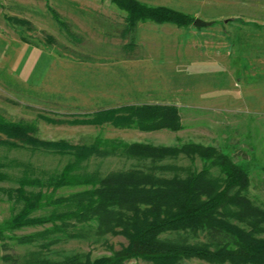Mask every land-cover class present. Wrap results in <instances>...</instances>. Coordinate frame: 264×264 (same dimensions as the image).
Returning <instances> with one entry per match:
<instances>
[{
	"label": "rangeland",
	"instance_id": "374dc122",
	"mask_svg": "<svg viewBox=\"0 0 264 264\" xmlns=\"http://www.w3.org/2000/svg\"><path fill=\"white\" fill-rule=\"evenodd\" d=\"M136 1L175 9L208 22L205 30L195 28L198 36L192 43L200 39L203 47L193 49V56L206 60L203 55L207 54L206 61H210L213 54L219 53L223 58L190 66L186 64L189 59H172L164 48L168 46L167 31L157 30L147 22L138 26L132 36L140 48L141 59L126 61L118 52L127 42L118 38L124 13L107 0H0V116L33 123L38 139L64 140L72 145H87L99 138L169 148L186 143L211 146L231 163L245 167L249 181L245 196L264 209V0ZM47 8L73 26L72 32L85 43H71ZM151 39L155 40L154 49L148 45ZM157 49L162 53L157 54ZM86 57L95 62H88ZM140 104L174 105L181 128L174 132H139L108 125L51 124L39 117L82 120L99 109ZM70 160L68 155L31 150L27 146L0 147V164L8 176L0 187L15 188L16 179L21 176L45 179L58 173ZM156 164L190 166L182 155L166 156ZM144 165L145 162L137 163L115 153L92 156L80 163L77 171L107 177ZM192 166L199 170L201 163L194 159ZM211 173L216 175L217 170L212 169ZM84 188L77 185L55 191L43 189L42 193L56 198ZM16 209L0 194V225ZM49 210L43 208L33 216H45ZM73 223L70 221L67 229L74 238L54 234L24 246L15 244L12 238L47 227H1V234L7 239L0 240V245L4 242L7 249L4 252L0 247V264L4 253L25 259L33 256L60 261L78 256L81 261H91L109 256L112 250L125 245L120 235H97L93 223L72 226ZM179 236L189 243L205 241L200 232ZM125 264L150 263L130 260ZM179 264L228 263L189 259Z\"/></svg>",
	"mask_w": 264,
	"mask_h": 264
},
{
	"label": "trees",
	"instance_id": "16d2710c",
	"mask_svg": "<svg viewBox=\"0 0 264 264\" xmlns=\"http://www.w3.org/2000/svg\"><path fill=\"white\" fill-rule=\"evenodd\" d=\"M107 1L124 13L118 38L127 42L118 52L125 60H134L137 56L132 37L137 23L187 27L194 20L170 8L147 6L136 0ZM47 10L71 43H85L81 36L72 32L73 26L61 20L52 9ZM7 20L27 24L21 20ZM69 53L75 55L72 51ZM85 59L95 62L90 57ZM39 117L51 124L108 125L139 132H174L181 128L174 105H121L99 109L90 114V118L72 121ZM24 146L68 155L71 160L58 173L45 179L21 176L16 179L15 188L0 187V194L17 207L0 228L47 227L12 238L15 244L30 245L54 234L74 238L67 229L72 221V226L93 223L97 235H120L125 245L112 250L109 256L91 261H81L78 256L64 257L60 261L33 256L25 259L4 253L2 264H125L130 260L179 264L189 259L207 263L264 264V209L253 205L245 196L249 186L245 167L231 163L226 155L211 146L186 143L169 148L99 138L87 145H72L64 140L38 139L33 123L9 121L0 116V147ZM115 153L146 165L107 177H100L96 172L77 171L78 165L92 156ZM176 155L186 157L190 166L156 164L166 156ZM194 159L201 163L199 170L192 166ZM3 167L0 164V183L8 178ZM212 169L217 170L216 175L211 173ZM77 185L85 188L56 198L42 193L43 189L55 191ZM33 188L37 190H28ZM43 208H50L45 216H33ZM199 232L205 241L189 243L179 236ZM4 239L7 238L2 236L0 229V240ZM0 247L4 252L7 249L4 242Z\"/></svg>",
	"mask_w": 264,
	"mask_h": 264
},
{
	"label": "crops",
	"instance_id": "0c3cea01",
	"mask_svg": "<svg viewBox=\"0 0 264 264\" xmlns=\"http://www.w3.org/2000/svg\"><path fill=\"white\" fill-rule=\"evenodd\" d=\"M172 10L177 11L175 9H172ZM177 12H179V11H177ZM228 22H233V21L230 20ZM144 23H147V22H144ZM144 23H137L134 33H137L138 26H140V25H142ZM204 23H207V25L201 26V27H197V28H199L200 30L207 29V26H208L209 23L208 22H204ZM156 26H158V27H156ZM190 26H187V27H175V26L170 25V24H161V25L154 24V27L157 30H160L161 31V28H162L163 30L167 31V33L169 35L167 37V39H166L168 46H164V48L167 50V53L168 54H171L172 55V57H173L172 59H176V60H179V61L180 60H186V59L188 60L189 59V61L186 62V64L188 66H190L192 64H204L206 62H210V61L217 60L218 58L222 59L223 57H221V56H223V55H220L219 53L213 54L215 57H213L210 61H206L207 60V58H206L207 57V54L206 55H203V57L206 60L201 59L200 56H196V55L193 56V52H194L193 49H195V48H198L199 49V47H203L202 46L203 44L201 43V40L200 39H199V41L195 42L194 44L192 43L193 40L197 39L196 36H198V31H195L196 30L195 29L196 28L195 26H193V25L191 27ZM192 32H194V33H192ZM193 36H195V38H193ZM151 40L152 41L150 43L148 42V45L150 44L151 47H152V49H154L155 48V40L154 39H151ZM133 43L136 45L137 51H138L137 52V56H136V58L134 60H139V59H141L140 48L134 42V40H133ZM164 48L161 49V50H163L164 52H166L164 50ZM158 53L161 54L162 51H160V49H157V54ZM121 57H122V55H121ZM123 59L125 60L124 57H123ZM126 61H130V60H126ZM161 105H172V104H161Z\"/></svg>",
	"mask_w": 264,
	"mask_h": 264
},
{
	"label": "water",
	"instance_id": "95a60500",
	"mask_svg": "<svg viewBox=\"0 0 264 264\" xmlns=\"http://www.w3.org/2000/svg\"><path fill=\"white\" fill-rule=\"evenodd\" d=\"M192 25L195 27H201L207 25V23L202 22L201 20L195 18L192 22Z\"/></svg>",
	"mask_w": 264,
	"mask_h": 264
}]
</instances>
